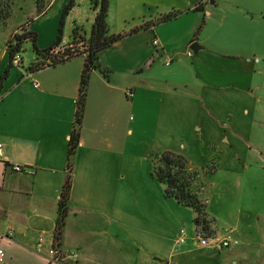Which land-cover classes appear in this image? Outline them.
Returning a JSON list of instances; mask_svg holds the SVG:
<instances>
[{
  "label": "crops",
  "instance_id": "crops-1",
  "mask_svg": "<svg viewBox=\"0 0 264 264\" xmlns=\"http://www.w3.org/2000/svg\"><path fill=\"white\" fill-rule=\"evenodd\" d=\"M82 1L92 4V0H75ZM109 2L110 29L125 35L102 48L98 66L88 71L69 209L58 239L59 199L68 173L85 56L37 68L44 61L37 53L25 65L21 56L17 65L8 58L7 49L16 29L0 53V264H264L261 241L246 239L230 250L231 245L219 244L216 234L201 244L179 230L186 205L165 193L164 184L152 174L154 159L144 156L143 165L137 150L136 138L142 131L157 135L152 156L171 149L169 137L182 139L188 131L193 133L191 126L199 116L196 102L205 100L203 95L210 101L218 90L214 67L222 60L217 57L237 56L226 51L229 46L236 48L234 54L244 47L240 32H221V39L229 43L225 47L200 36L207 24L206 15L200 23L201 10L211 14L232 1ZM52 4L37 12L44 31L52 28L45 22ZM173 12V17L163 19ZM94 17L95 12L88 29L74 17L86 37ZM74 28L66 39L73 38ZM37 30L41 50L58 39L51 31L40 45L42 33ZM156 37L158 45L153 43ZM216 40L221 42L219 37ZM193 43L200 45L196 55L186 54L184 48ZM166 60L172 61L166 64ZM55 242L75 250L77 256L65 263L51 260L49 251Z\"/></svg>",
  "mask_w": 264,
  "mask_h": 264
},
{
  "label": "rangeland",
  "instance_id": "rangeland-1",
  "mask_svg": "<svg viewBox=\"0 0 264 264\" xmlns=\"http://www.w3.org/2000/svg\"><path fill=\"white\" fill-rule=\"evenodd\" d=\"M62 1L53 0L52 3H55L45 21L52 24V28L44 31L43 18L37 17L35 1L13 0L12 15L0 28V53L12 32L31 20V26L27 27L36 32L40 29V45L49 38L51 31L57 33L56 37L62 33L63 39L68 38L72 27L76 26L74 17L80 18L88 29L90 16L95 12L94 6L83 1L75 2L62 21ZM231 1V4L212 9L211 14L201 10L200 23L202 25L206 15L207 24L200 36L225 47L229 43L221 39V32H240V42L244 47L240 53L234 54L236 48L229 46L226 51L237 56L217 57L222 60L218 68L214 67L218 69L214 78L218 90L215 89L216 93L210 101L203 95L205 100L196 102L199 116L190 125L193 133L188 131L182 139L169 137L167 144L171 150L182 153L188 167L197 171L193 186L200 189L199 196L207 204L209 218H214L208 229L202 231V225H199L196 231L194 210L185 206L187 213L178 229L183 228L188 238L198 241L200 236L213 239L216 234L222 239L231 233L239 238L238 244L230 246L229 249L233 250L242 246L246 239L264 243V0ZM217 37L221 42L216 40ZM37 45L40 47L38 41ZM184 49L194 52L190 45ZM37 53L34 43L25 40L19 51L24 57V64L21 65L28 63L30 57ZM186 54L182 57H187ZM241 54L246 56H238ZM201 81L206 82L203 74ZM156 137L149 131L138 133L137 150L143 155V165L147 164L144 156L154 159L151 150L158 144Z\"/></svg>",
  "mask_w": 264,
  "mask_h": 264
},
{
  "label": "trees",
  "instance_id": "trees-1",
  "mask_svg": "<svg viewBox=\"0 0 264 264\" xmlns=\"http://www.w3.org/2000/svg\"><path fill=\"white\" fill-rule=\"evenodd\" d=\"M38 13L44 12L53 2V0H34ZM13 0H0V28L5 25L13 12ZM75 4V0H68L62 11V21L71 7ZM92 5L95 9V17L92 24V29L88 37L80 33L78 26L73 30V38L82 40L88 50L85 56V68L81 77L80 99L76 111V127L73 131L71 143L68 150L67 168L68 173L63 184V188L59 199L58 217L56 221L55 237L60 238L64 226L65 216L69 209V193L72 184V168L75 155V147L79 140V125L83 116L84 101L86 96V88L88 84V71L91 67H97L98 52L113 42L121 39L125 33H115L110 29L109 15V0H92ZM176 12L169 13L163 16V19L173 17ZM28 23H23L18 27L12 37L7 41L8 55L13 62L16 54H19L25 40H31L37 48L38 53L46 52L51 46L61 40V35L53 44L41 50L37 45V33L28 29ZM42 63H37V68H40ZM154 166L152 174L161 181L165 186V193L175 197L180 203L190 206L194 210V224L196 231L199 225H202L201 230L204 231L210 227V221L214 218H209V212L206 209V202L199 196V190L193 184L197 179V171L191 170L188 167L185 156L177 151L167 149L154 156ZM211 219V220H210Z\"/></svg>",
  "mask_w": 264,
  "mask_h": 264
},
{
  "label": "built area",
  "instance_id": "built-area-1",
  "mask_svg": "<svg viewBox=\"0 0 264 264\" xmlns=\"http://www.w3.org/2000/svg\"><path fill=\"white\" fill-rule=\"evenodd\" d=\"M153 43L158 45L160 43L159 39L156 37L153 39ZM88 50L84 44V42L78 38L72 39H61L56 44L51 46L46 52H44V61L40 65L41 67L55 64L57 62L69 59L76 55H84L87 56ZM188 55H192L193 51L189 49L187 51ZM22 60L20 54H16L13 63L19 65ZM172 60H166V64H170ZM132 94V92H129ZM80 99V98H79ZM79 99L77 102L79 103ZM3 154V142L0 141V156ZM15 169L20 170L21 166L16 164ZM199 242L201 244H207L209 242V238H204L200 236ZM239 243V239L231 235V233L227 234L225 237L219 240V244L221 246H230ZM3 250L0 247V259L2 258ZM77 256V252L75 250H65L63 249L58 242H55L49 251V257L53 261L57 262H67V259L75 258Z\"/></svg>",
  "mask_w": 264,
  "mask_h": 264
},
{
  "label": "water",
  "instance_id": "water-1",
  "mask_svg": "<svg viewBox=\"0 0 264 264\" xmlns=\"http://www.w3.org/2000/svg\"><path fill=\"white\" fill-rule=\"evenodd\" d=\"M191 48H192L195 52H197V51L199 50V48H200V45L197 44V43H193V44L191 45ZM155 55H158V50L155 52Z\"/></svg>",
  "mask_w": 264,
  "mask_h": 264
}]
</instances>
